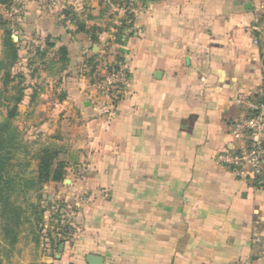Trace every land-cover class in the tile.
I'll list each match as a JSON object with an SVG mask.
<instances>
[{
    "label": "crops",
    "instance_id": "obj_1",
    "mask_svg": "<svg viewBox=\"0 0 264 264\" xmlns=\"http://www.w3.org/2000/svg\"><path fill=\"white\" fill-rule=\"evenodd\" d=\"M121 1L26 0L20 18V39L47 47L27 92L45 147L64 190L90 196L68 202L46 264H264V183L217 160L236 94L264 96V0H138L133 24ZM114 63L130 81L108 119L96 84Z\"/></svg>",
    "mask_w": 264,
    "mask_h": 264
},
{
    "label": "rangeland",
    "instance_id": "obj_2",
    "mask_svg": "<svg viewBox=\"0 0 264 264\" xmlns=\"http://www.w3.org/2000/svg\"><path fill=\"white\" fill-rule=\"evenodd\" d=\"M35 1L43 8H56L60 3V0H56L55 3H52V0ZM126 1L122 0L120 5L123 18L127 17ZM27 5L26 0H12L9 5L0 4V91L3 93H0V102H4L5 96L11 97L17 94L19 87L24 89L23 101L18 106L19 113L11 121L20 134L17 138L18 144L15 147L14 157L10 161L9 171L17 176L14 187L10 190V199L22 205L25 221L18 228V241L12 244L9 237H5L3 233V220L0 216V264H46L49 261L47 257L55 258L54 254L59 252L58 242L63 239L61 233L66 228L69 216L68 202H78L81 196L85 200H90L89 193L86 196V193H81L79 190H64L65 184L69 181L67 183H64V180L58 181L53 185L51 181H48L34 187H29L30 183H26L27 179L36 177L39 155L49 142L40 130L39 117L35 116L32 105H29L30 99L27 93L35 81L30 78L31 72L36 67H40L37 66L39 62L37 58L42 56L43 50L47 48L46 45L39 46V42H34L30 37L27 38L28 41L20 39L18 26ZM15 8H19L20 11H16ZM6 28L12 30V37L19 44V62L11 67L10 57L4 46ZM7 70H10L12 77L21 75L22 79L18 77L10 80L5 86L3 77ZM5 92L7 95L4 94ZM10 104L13 105V101ZM6 115L7 109L1 106L0 123L4 121ZM50 145V148H55L53 144ZM64 177L69 178V175L65 173ZM26 218H28L27 221ZM48 245L52 246L51 253L47 248Z\"/></svg>",
    "mask_w": 264,
    "mask_h": 264
},
{
    "label": "built area",
    "instance_id": "obj_3",
    "mask_svg": "<svg viewBox=\"0 0 264 264\" xmlns=\"http://www.w3.org/2000/svg\"><path fill=\"white\" fill-rule=\"evenodd\" d=\"M56 0H52L55 3ZM138 0L125 2V23L133 24L138 15ZM20 11L19 8H15ZM130 81L127 68L121 64L108 66L107 75L96 84V100L103 114L112 119L117 115L119 103ZM235 101L244 112L242 117L230 123L232 148L217 154V160L235 170L239 175L246 174L245 167H253L252 174L260 184L264 183V96L258 98L246 90L236 94Z\"/></svg>",
    "mask_w": 264,
    "mask_h": 264
},
{
    "label": "trees",
    "instance_id": "obj_4",
    "mask_svg": "<svg viewBox=\"0 0 264 264\" xmlns=\"http://www.w3.org/2000/svg\"><path fill=\"white\" fill-rule=\"evenodd\" d=\"M11 1L12 0H0V4L9 5ZM4 46L10 57V67L14 66L20 59L19 44L12 37V30L9 28H6L4 32ZM59 51L61 54L66 55L67 48L62 46ZM18 77L22 79L21 75H15L12 77L10 70H7L3 77V83L7 86L10 80L17 79ZM23 90V88L19 87L17 94L12 95L11 97L5 96L6 99H4V102H0V107L4 106L7 109L6 118L0 123V216L3 220V233L5 237H9L12 244L18 241V228L25 222L22 205L17 204L10 199V190L14 187V182L17 176L11 174L9 171L10 161L14 157L15 147L18 144L17 138L20 134L11 121L19 113L18 106L23 101ZM4 94L7 95L6 92ZM12 101L14 103L13 105L10 104ZM57 155L58 152L56 149L50 147L43 148L39 155L36 177H31L26 180V183H30L29 187H34L37 184H42L48 181H63L65 179V163L58 160ZM27 220L28 218H26V221ZM51 240L53 241V239ZM63 241L64 239L59 240L58 245Z\"/></svg>",
    "mask_w": 264,
    "mask_h": 264
},
{
    "label": "water",
    "instance_id": "obj_5",
    "mask_svg": "<svg viewBox=\"0 0 264 264\" xmlns=\"http://www.w3.org/2000/svg\"><path fill=\"white\" fill-rule=\"evenodd\" d=\"M89 264H103V257L96 254H90L88 256Z\"/></svg>",
    "mask_w": 264,
    "mask_h": 264
}]
</instances>
